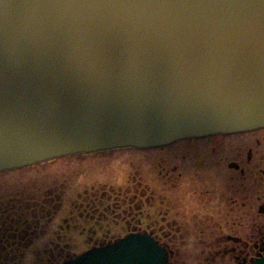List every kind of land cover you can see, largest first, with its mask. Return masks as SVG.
<instances>
[{
    "label": "water",
    "instance_id": "1",
    "mask_svg": "<svg viewBox=\"0 0 264 264\" xmlns=\"http://www.w3.org/2000/svg\"><path fill=\"white\" fill-rule=\"evenodd\" d=\"M263 127L264 0H0V172ZM167 258L129 233L64 264Z\"/></svg>",
    "mask_w": 264,
    "mask_h": 264
},
{
    "label": "flooded vegetation",
    "instance_id": "2",
    "mask_svg": "<svg viewBox=\"0 0 264 264\" xmlns=\"http://www.w3.org/2000/svg\"><path fill=\"white\" fill-rule=\"evenodd\" d=\"M150 148L161 149L155 164L150 162L160 168L157 186L127 176L121 185H90L76 192L70 213L93 244L89 248L143 233L166 250V264L180 255L178 239L188 236L204 244L200 264H225V259L251 264L264 256V127ZM64 183L38 180L16 194L19 200L0 198V264L25 258V249L47 236L61 212L57 201ZM56 227L59 239L62 228ZM42 252L75 256L62 249Z\"/></svg>",
    "mask_w": 264,
    "mask_h": 264
},
{
    "label": "rangeland",
    "instance_id": "3",
    "mask_svg": "<svg viewBox=\"0 0 264 264\" xmlns=\"http://www.w3.org/2000/svg\"><path fill=\"white\" fill-rule=\"evenodd\" d=\"M145 149L123 148L92 154H76L0 173V198L4 197V202L11 198L14 200L21 199L16 194L27 191L24 188L32 186L38 180L45 182L54 179L57 183L59 181L65 182L64 191L60 195L59 201H57L59 203L61 201V212L56 217V223L51 225L47 236L31 243L25 249L27 251L25 258L15 259L13 262L8 260L7 264H62L64 260H67L66 256L58 257L56 254L51 256L44 254L42 251L54 250L57 252V250L60 251L62 249L64 253H68L72 257L92 246L93 244L87 242L85 230L82 229V226L74 225L75 214L71 216L70 213V211H74L72 202L76 192L90 185H121L126 183L127 176H129L128 179L130 181H133L131 176L142 177L149 184L157 186L156 173L160 168L155 167L154 164L161 149ZM151 161L154 164L150 163ZM30 196L32 197L31 194ZM61 219H66V222L60 221ZM57 223L62 228V234L59 239L57 235H54ZM52 230L53 232L51 233ZM121 234H124V232L119 233V235ZM203 246L204 244H198L193 236H188L185 239L179 238L175 250H178L181 256L171 259L170 264L203 263L202 257L205 256ZM176 261L178 262L175 263ZM225 264H233V262L225 259Z\"/></svg>",
    "mask_w": 264,
    "mask_h": 264
}]
</instances>
